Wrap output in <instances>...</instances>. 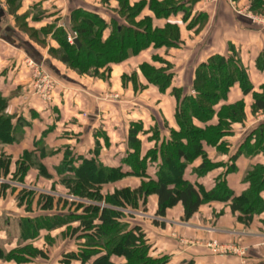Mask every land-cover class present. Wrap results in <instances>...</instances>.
Segmentation results:
<instances>
[{
  "label": "trees",
  "instance_id": "1",
  "mask_svg": "<svg viewBox=\"0 0 264 264\" xmlns=\"http://www.w3.org/2000/svg\"><path fill=\"white\" fill-rule=\"evenodd\" d=\"M22 1L6 0L8 13L14 16L15 26L19 30L21 27L18 21L27 18L24 17V13H17ZM117 3L116 14L109 22L93 10L76 8L70 12L67 24L72 32H76L79 45L70 44L64 28L57 27L55 22L38 29L43 36L50 34L57 43V47L48 48L49 55L69 68L86 74L88 69L98 71L103 66L139 53L151 44L167 46L177 44L175 39L178 37L177 25L167 22L159 27L153 26V21L154 17L169 19L179 11L186 12L185 9L188 10V7L181 1L139 0L131 4L129 0H117ZM33 7L31 9H34ZM250 7L253 10H262L264 0H251ZM145 8L153 11V17L138 15ZM31 14L33 21L44 17L42 11L32 13L31 10ZM24 22H21V26L29 28L27 21ZM38 30L33 28V32L28 36L35 38ZM106 30L108 34L104 37ZM235 55L234 51L227 56L212 55L197 66L193 87L197 90L198 96L181 94V101L186 102L188 106L181 109L176 107L175 116L178 114L181 117L179 129L172 130L171 136L166 140L153 141V145L144 156H139L140 140L136 134L143 129L139 121L130 124L125 154L118 163L108 169L98 164L92 155L73 152L71 154L67 151L60 171L61 178L64 184L70 186V189L77 194L84 193L82 187L85 183L101 185L125 176L141 177L140 184L135 188L123 187L107 193L103 196L104 205H88L89 207H83L84 211L79 213H63L51 217L40 215L38 218L22 217L19 221L21 235L25 236L22 237L24 239L22 242L34 237L38 228L66 225L67 229H71V234L80 240L78 249L64 253L69 259H80L82 264L88 260H90L88 264H166L168 260L165 257L153 258L148 255L149 244L144 231L140 228L142 226L129 225V222L124 221L120 208L140 206L146 209L149 197L155 195V214L164 216L167 209L180 204L182 218L188 220L204 202L226 201L230 198L229 190L219 176L210 190H205L199 178L218 166L213 164L209 157L208 147L215 150L225 148L223 137L230 134V123L244 121L242 101L223 104L217 111V121L207 124L204 129L188 128L185 123L190 124V118L193 116L198 119H209L214 112L212 107L217 103L218 98H226L229 85L236 81L241 84L242 93L248 94L252 86L241 63L232 60ZM149 66L147 63L141 66L146 80L157 83L161 90L170 87L171 73L165 70L169 66L153 70ZM148 69L155 72L158 81L150 76ZM172 92L177 95L176 88H172ZM5 104H0L1 112ZM251 106L254 112L264 111V95H256ZM1 112L0 141L12 143L16 137L13 132L15 118ZM263 130L258 126L250 136L254 135L258 141L264 136ZM27 151L25 156L33 152ZM192 162L194 165L187 172L188 165ZM195 162L199 163L195 164ZM23 164L21 163L19 168H23ZM259 173L261 170L256 167L249 173L250 186L246 192L232 199L233 210L239 209L243 213L250 214L264 211V197L260 195L264 186ZM190 174H196V180L191 181L188 178ZM75 203L82 207L81 203ZM28 231L30 234L27 233ZM22 242L18 249L11 250L5 255L0 249V257L21 263L27 261L29 255L32 257L41 255L42 252L30 243L22 244Z\"/></svg>",
  "mask_w": 264,
  "mask_h": 264
},
{
  "label": "crops",
  "instance_id": "2",
  "mask_svg": "<svg viewBox=\"0 0 264 264\" xmlns=\"http://www.w3.org/2000/svg\"><path fill=\"white\" fill-rule=\"evenodd\" d=\"M50 1L51 3L49 0H23L17 13L21 14L29 7L39 4L43 9L44 17L33 21L31 20L32 14H30L27 22L30 27L40 29L52 22H55L57 27H63V24L67 23L70 12L76 8L93 10L106 22H109L115 16V12L111 8L117 6L116 0H111L109 4H103L101 0ZM129 1L133 4L138 0ZM180 1L187 2L188 10L186 12L179 11L169 20L179 25L181 38L185 40L183 49L186 50H183L182 53L189 55L183 58L186 60L187 67L193 66L192 70H194L200 62L207 60L212 55L227 56L231 53L229 49V45H231L252 82L264 83V71L258 68L262 63L264 65V29L260 30L254 27L244 15H235L227 0ZM0 6V96L8 97L9 93L13 91L7 102L6 110L17 116L14 119L13 131L16 137L10 148L14 151L20 150V152L23 150L33 151V155L40 156L44 161L49 159V163L54 165L62 160L67 151H70L69 147H74L78 154H89L83 141L90 133V135L95 134L96 122L100 123L103 118L111 121L117 120L114 123V128L109 130L112 137L114 135L125 137L123 134L127 132L126 121L131 122L134 117L129 116L134 109V99L129 98L119 106L116 103L103 102L100 95V80L99 86L95 83L92 85L86 80L83 81L82 78L77 76L75 78L63 73L60 68L64 69L63 64L52 59L47 53L48 47H57V43L47 37V46L44 49L33 38L15 26V18L7 13L3 0H0ZM143 10L145 11L141 13L140 17L150 15L148 8ZM193 17L197 20L201 17L208 18L204 27L200 28L199 34L194 33L198 25L186 29V25L192 21ZM164 22L166 20H159L160 25ZM107 34L108 30L104 32V37ZM200 42L204 43L200 44ZM149 53L150 49L141 53L140 63L148 57L146 54ZM176 54L177 50L172 55ZM144 55L146 56L144 57ZM27 60L33 61L37 67L44 63L56 71V74L61 75L60 77L64 76L63 81L58 79L50 99H42L34 93L31 84L34 79V76H31L33 67L29 66ZM140 78L144 81L142 77ZM97 86L98 88L95 90ZM229 93V97H235V95L243 96L244 99L247 97L239 90ZM159 96L157 94L155 98L159 99ZM138 108L141 109L136 110L141 113L138 118H143L142 114L145 111L141 106ZM143 115L148 117L150 114L147 115L145 112ZM17 118H19L18 122ZM118 119L121 120V128L117 127ZM246 123L231 127L230 134L223 137L225 141L223 154H217L215 149L208 147L207 152L211 160L220 163L199 178L205 190H210L215 185V179L219 176L225 182L230 198L226 201L204 202L188 220L182 218V208L180 204H177L167 209L164 220L176 224L171 225V231L177 236V245H181V242L188 239L194 242L198 240L202 243L216 241L223 245H238L244 251L243 258L247 264H264V211L250 214L243 213L239 209L233 210L231 207L232 199L248 190L250 186L249 173L253 168L261 170L259 174L264 186V152L261 151L264 145L258 142L254 135L250 136L258 126L264 129V120L254 124ZM143 128L147 127L144 125ZM122 129L124 130L122 131ZM151 145L150 143L147 149ZM85 150L86 152H84ZM54 155L62 156L59 160L57 159L58 161L52 162ZM198 163L195 162V164ZM192 165L189 166L187 172ZM149 173L152 174L151 171ZM188 178L194 181L197 175L190 174ZM260 195L264 197V189ZM149 198L153 204L152 210L155 211L156 196L151 195ZM150 228H144L147 240L150 239V230L152 229ZM162 230L167 233L165 231L168 229ZM154 233L158 234L157 231ZM154 240L151 241L156 248L158 243L156 244ZM201 242L191 245L187 249L177 247V256L180 258L178 264H240L242 259L240 255L234 253L215 254L204 247ZM160 250L164 252L166 248L162 247ZM112 259L117 260L115 257ZM58 261L61 262L59 259ZM58 261L56 260L54 264H59Z\"/></svg>",
  "mask_w": 264,
  "mask_h": 264
},
{
  "label": "rangeland",
  "instance_id": "3",
  "mask_svg": "<svg viewBox=\"0 0 264 264\" xmlns=\"http://www.w3.org/2000/svg\"><path fill=\"white\" fill-rule=\"evenodd\" d=\"M3 1L6 4V0ZM110 1L111 0H101L103 4H109ZM227 1L230 2L231 11L235 15H244L245 18L250 20L254 27H257L260 30L264 29V7H262V10L251 9V0ZM49 3H51L50 0ZM182 3L184 6H187V2ZM117 7L118 3L117 6L111 8V10L116 12ZM33 8L34 9H31V7H29V9L23 12L24 17L28 18V16L31 14V10L32 13L38 11L43 12V9L41 6H39V4H35ZM6 10L8 13L7 4ZM143 11L145 10H142V12ZM142 12H140L138 15H140ZM148 13L150 14L149 16H152L154 14L153 11L149 8ZM25 19L19 20L18 25H20V29L24 34L30 35L33 32V27H30L28 25L29 22H26L29 28L21 26V22L23 23L24 21H27ZM207 19L208 18L201 17L199 20H197L193 17L192 21L186 25V29H190L193 28L194 25H198L194 33L199 34L200 28L204 27ZM156 20L157 19L154 17L153 26L162 27V25L167 22L177 25L178 37L175 38L177 40L176 45L173 44L172 46H167L151 44L150 47L142 49L141 51H139V53L135 55H129L127 58L119 62L110 63L107 66H103L99 68L98 71L88 69V71H86V74H82L81 71H78L76 69L69 68L67 65L51 56L52 59H55L63 64L62 66L64 67V69L60 67L61 71H63V73L65 74L67 73V75L69 74L75 78L77 76L84 79L83 81L86 80L87 83H90L92 85H94L93 83L98 85L100 80V95L103 102H106L107 104L116 103V105L119 106L129 98L134 99V109L131 112V115H129L131 116V118L133 116L134 117L131 122H128V120L126 121L127 134H123L125 135V137L121 135H114L112 137L109 134V130L111 131L112 128H114V123H116L117 120L111 121L110 119L103 118L101 119L100 123L96 122L95 134L90 135V133L83 141L84 147L86 146V149L89 150V155L94 156L96 162L107 169L114 164L115 160L116 163H118L119 159L123 156V154H125L128 145V131L130 124L133 121H139L141 122L142 127L144 125L147 127L145 129L143 128L142 131L136 134L138 136V139L140 140V152L138 151L139 156L142 157L149 149H147V147L150 145V143L153 145V141L158 142L162 139L166 140L167 137L171 136L172 130L179 129V119L181 117H179L178 114L176 115L177 117L175 116L176 107H179L181 109V107L188 106L186 102H184L183 100L181 101V97L186 94L198 96L197 90L193 87L195 71L197 66L200 63L205 62L206 60L200 62L194 70H192L193 66L191 67L190 64H188L190 67H187L186 60H184L183 58H185L188 54L182 53V51L186 49H183L185 40L181 38L179 25L176 22H171L169 19H158V21ZM159 20H166V22L160 25ZM228 24L229 22L227 21V25ZM63 28L66 31V34H76V32H72L70 30V27L67 23L63 24ZM37 33L35 38L33 39L38 43V45L46 49V39L47 37H50V34L43 36L41 31ZM165 35L168 36V34ZM201 43L204 42H200V44ZM50 47L51 46H49L48 48ZM148 49H150V53L146 54L148 55V57L140 63L141 60L139 59L141 58V53H144ZM229 49L231 51L230 54H232L233 47L231 45H229ZM176 50L177 54L172 55ZM234 53L236 54V57L233 56L232 60L238 61L240 63L238 54L236 52ZM146 55H144V57ZM27 61L29 66H34L33 64L29 63V60ZM145 63L150 65L149 67L151 70L164 68V66L168 65L169 67H167L165 70L171 73L170 87L168 86L167 88L161 90L157 83L148 82L141 69V66ZM39 67L43 71H46V73H48L54 80V88L59 80H64V76L60 77L61 75L59 76L58 74H56V71L52 70L44 63H41ZM258 68L259 70L261 69L262 71H264L263 63ZM150 69H148V73L152 78H155L156 81H158L155 72L151 71ZM31 76L33 77L34 74H32ZM140 77H142L145 82L142 81ZM247 80L252 87L248 92V95L246 94L247 97L245 99L240 95L229 97V92L233 90H239L241 93L243 91L241 84L237 83L236 81L235 83L229 85L228 95L226 98H218L217 103L212 107L214 109V112L209 119H198L197 117L194 118L193 116L190 118V124L186 122L185 125H187L188 128L204 129L207 124H211V122L214 123L217 121V111L223 104H232L236 101H242L243 103L244 121H233L232 123H230L231 127L241 126L246 122V124H254L256 122L264 120V111L254 112L251 106L256 95H264V83L258 84L257 82H252V79L248 74ZM34 83L35 80L33 79L31 83L33 91ZM98 86L95 90H97ZM172 88L177 89V95L172 92ZM12 92L13 91L9 93L8 97L0 96V104L3 105V103H6L4 107L1 106L3 109L2 112H0L4 114H10L14 118H16L17 116L15 114L13 115L6 110L7 102L9 101ZM34 93L36 92L34 91ZM157 94L160 95L159 99L155 98ZM140 106L144 109L147 115L150 114L148 115V117L143 115L145 114V112H143V118H138L140 117L141 113L136 112V110L139 109L138 107ZM121 124V120L118 119L117 127L121 128ZM123 130L124 129H122V131ZM258 142L263 143L264 145V136H262L258 140ZM12 143L2 140L0 141V249L3 251L4 255L9 251L11 252V250L14 251L18 249L20 247V243L22 242V237H25L24 235H21L19 227V221L22 219V217L28 216L30 218H38L40 215L51 217L63 213H79L80 211H84L83 207H89L88 205H104L103 196L107 193H111L112 191L121 189L123 187L135 188L140 184L141 181V177L139 176H125L101 185H97L96 183H85V185L82 187V189H84V193L77 194L70 189V186L67 187V185L64 184L63 179L61 178L62 175L60 171L62 170V163L65 156H63L62 160H60L59 162L51 165L49 163V159L47 161H44V159L40 158V156L33 155V153H29L28 151L27 152L29 154H26L25 156L24 154L26 150H23L21 152L20 150L14 151L12 148H10V146H12ZM69 150L70 153H77L74 147H69ZM261 151L264 152V146ZM84 152H86V150ZM224 152V147H222V149H216L217 154H223ZM61 156L62 155H54L51 161L55 162L57 159L59 160ZM23 160H25V162ZM20 162L24 163L23 168H19V166L21 165ZM219 163V161H214L213 164ZM192 164L194 165L193 162ZM192 164H189L188 167ZM75 202L81 203L82 207L78 206ZM120 209L121 213L123 214V220L129 222V225H140L142 226L140 228L143 231L144 228L146 229V227L152 228H150V239L148 238L147 240L149 244L148 255L153 258L165 257L168 260L166 264L179 263L178 260L180 258H178L177 256V247L187 249L191 245L201 242L198 240H195L194 242L188 239L181 242V245H177V236L172 234L174 232L171 231V225H174L175 223H172L171 221L165 222V215L160 216L155 214L154 210H152L153 204L150 198L147 201L146 209H143L140 206H126L121 207ZM152 221H156L157 223L154 224ZM72 224L76 223L72 222ZM163 227L168 229L167 231H165L167 233H164V231L162 230L164 229ZM70 231L71 229H67L66 225L53 228H38L36 231V235L34 237L32 236L33 238L30 237L27 242H22V244L30 243L34 248L42 252L41 255H35L33 257L29 255V259L21 263H17L14 260H9L8 258L0 257V264H54L56 260L58 261V259L61 260V264H80V259H69L64 254L65 252H69L76 248L78 249V244L80 242V240H77ZM153 231H157L158 234L154 233ZM27 233H29V231ZM32 233L34 234V231H32ZM153 239H155L154 242L156 244L158 243V246H156V248L153 246L154 243L151 241ZM201 244L204 247H207L205 243L201 242ZM162 247L166 248V251L162 252L160 250L162 249ZM233 247L237 249L238 253H222L220 251L214 252L209 247H207V249L215 254L234 253L239 255V253L243 251V249L238 245H233ZM88 261L84 262L83 264H88Z\"/></svg>",
  "mask_w": 264,
  "mask_h": 264
},
{
  "label": "built area",
  "instance_id": "4",
  "mask_svg": "<svg viewBox=\"0 0 264 264\" xmlns=\"http://www.w3.org/2000/svg\"><path fill=\"white\" fill-rule=\"evenodd\" d=\"M76 38L75 33H67V41L70 44L74 43V39ZM30 64H33V74H34V91L36 94H38L42 99H49L51 96V93L54 89V80L50 77L46 71H43L40 69V67H37L36 64H34L33 61L29 60ZM205 245L209 247L214 252H222V253H228V252H237V249L233 247V245H223L219 244L216 241H209L206 242ZM238 253V252H237ZM239 255L242 257L240 260V264H247L244 257V251L240 252Z\"/></svg>",
  "mask_w": 264,
  "mask_h": 264
},
{
  "label": "water",
  "instance_id": "5",
  "mask_svg": "<svg viewBox=\"0 0 264 264\" xmlns=\"http://www.w3.org/2000/svg\"><path fill=\"white\" fill-rule=\"evenodd\" d=\"M0 12H1V6H0ZM74 43L77 44V45H79V41H78L77 38L74 39Z\"/></svg>",
  "mask_w": 264,
  "mask_h": 264
}]
</instances>
